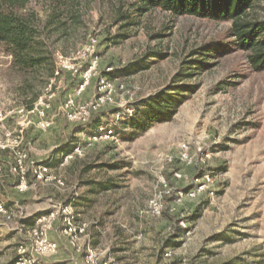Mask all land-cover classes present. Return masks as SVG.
<instances>
[{
    "label": "rangeland",
    "instance_id": "obj_1",
    "mask_svg": "<svg viewBox=\"0 0 264 264\" xmlns=\"http://www.w3.org/2000/svg\"><path fill=\"white\" fill-rule=\"evenodd\" d=\"M136 4L83 0L81 22L70 25V36L60 44L61 55L73 60L89 39L98 42L97 75L76 97V106L96 100L104 77L125 85L128 92L117 91L115 104L92 112L88 122H71L62 107L81 74L66 72L48 112L54 125L41 131L32 114V124L20 134V119L13 116L0 122V141L6 142L8 133L21 135L19 148L29 154L30 163H47L66 184L65 189L34 187L51 196L45 200L46 212L38 216L73 204L80 222L88 225L89 244L94 247L90 232L98 233L94 248L117 264H264V72L254 71L248 53L234 46L213 50L232 40L230 22L177 17L160 9L139 11ZM256 11L264 19V0L258 1ZM10 60L0 51L3 112L19 105L12 92ZM132 63L148 67L129 74L125 70ZM185 87L194 90L183 92ZM158 93L184 95L172 120L155 123L144 134L123 128L122 121L115 123V112L131 109L134 114ZM98 117L114 122L115 138L91 142L80 133ZM183 144L189 147L192 163L180 159ZM75 145L81 146L82 155L65 163L59 149ZM0 158L8 170L13 152L0 149ZM8 178L13 176L7 172L0 179V202L6 205L8 198L33 193V187L26 192L9 188ZM100 182L113 188L92 193ZM84 196L91 201L85 202V210L76 205ZM15 208L9 212L12 220L0 215V264H14L21 245L32 252L29 231L37 219ZM61 229L62 221H56L50 239L69 256ZM59 254L41 258L38 264H59ZM75 257L81 255L74 252Z\"/></svg>",
    "mask_w": 264,
    "mask_h": 264
},
{
    "label": "trees",
    "instance_id": "obj_2",
    "mask_svg": "<svg viewBox=\"0 0 264 264\" xmlns=\"http://www.w3.org/2000/svg\"><path fill=\"white\" fill-rule=\"evenodd\" d=\"M82 1L0 0V51L11 59L9 73L15 85L12 92L18 107L32 111L51 80L55 79L57 54L64 51L60 44L70 36V25L81 22L78 13ZM258 1L137 0L133 6L139 11L160 9L177 17L197 16L230 22L228 36L232 40L226 45H217L213 50H228L234 46L248 53L247 60L254 71L264 72V19H260L256 11ZM147 67L132 63L125 71L138 73ZM80 82L81 79L78 85ZM193 90L192 87H185L182 91ZM183 96L182 93H158L149 97L136 108L132 118L122 121L123 128L131 129L134 134H144L155 123L172 120L184 102ZM102 123L101 117L93 118L80 133L92 134ZM74 148L64 146L59 152L66 156ZM101 187L109 190L112 185L106 182L101 183Z\"/></svg>",
    "mask_w": 264,
    "mask_h": 264
},
{
    "label": "built area",
    "instance_id": "obj_3",
    "mask_svg": "<svg viewBox=\"0 0 264 264\" xmlns=\"http://www.w3.org/2000/svg\"><path fill=\"white\" fill-rule=\"evenodd\" d=\"M97 40L91 38L83 45L73 60H69L57 54V71L55 79H52L50 85L45 91V94L39 98L34 105L32 111H27L24 107H16L8 112L0 111V122L7 118L17 116L19 133L21 134L26 126L32 124L29 116L34 114L36 116V126L41 131H48L53 125L54 121L48 117V112L51 109L52 99L54 98L58 83L64 73L69 72L73 74H81V84H79L75 92L69 95L63 105L62 109L65 116L71 122H88L91 118V113L98 111L104 106L114 105L116 102V93L120 91L127 93L125 85H117L111 82L107 77L101 78L99 83V94L95 101L90 105L76 106V97L81 96L88 86L91 84V79L97 75L99 56L97 55ZM74 62V63H72ZM86 62V67L82 65ZM112 68L108 69L111 71ZM116 117L115 123L123 120H128L133 116V110L125 109V111H117L113 114ZM84 136L88 137L91 142H98L102 139H110L116 137L114 129V122H104L100 124L92 134L82 132ZM8 140L6 142L0 141V149L10 150L13 152L14 161L9 167L11 176L17 179V188L21 192L30 190L34 183H40L47 186H55L58 189H65L66 184L53 173V170L47 163L29 161V154L26 151L20 150L19 146L22 142L21 135L6 134ZM180 154L181 161L185 163H192L193 158L190 156L189 147L183 144ZM83 150L81 146H77L73 151L66 155L65 163L76 156H81ZM209 158V155H206ZM6 169L0 164V179L6 174ZM175 177L181 179L180 174H175ZM207 182L211 179L208 175L205 176ZM204 185L199 190L203 189ZM2 188L0 185V198L2 196ZM191 197H196L193 191L188 193ZM0 215L7 220H12V215L6 208L4 202H0ZM81 216L77 208L73 204L60 205L54 207L51 213L37 218L35 225L30 229L32 244L29 252L24 245L19 247L18 258L14 264H38L41 258H52L60 253L59 243L50 239L49 232L52 230L56 221H62V229L60 234L67 240L68 245L74 250L75 254L84 256V264H117L112 259H107L99 252L98 249L92 247L89 243V233L87 232L88 225L80 222ZM169 256L168 254L166 255Z\"/></svg>",
    "mask_w": 264,
    "mask_h": 264
},
{
    "label": "crops",
    "instance_id": "obj_4",
    "mask_svg": "<svg viewBox=\"0 0 264 264\" xmlns=\"http://www.w3.org/2000/svg\"><path fill=\"white\" fill-rule=\"evenodd\" d=\"M7 172L9 173V169L6 171V173ZM17 182L18 181H17V179L15 177L8 178L6 185H8L9 188L13 187L14 189H17ZM101 183H106V182L98 183L97 184V191H91V192L92 193L94 192V194L101 195V193L110 191L113 188V187H111L109 190H104L101 187ZM42 185L43 184H40V183H34L33 189H32L33 193H31L29 195H26L25 197H22L20 199L13 200V199L8 198L7 199L8 202L6 201L7 202V204H6L7 210L10 212L13 209H17L15 207H18V209H23L24 208L27 211V213H28L27 214L28 217H31V218H34L37 215L45 213L46 212V203H45L46 201L45 200L49 199L51 196L49 194L45 193V192H42V191L36 192V190L34 188L35 186H42ZM80 200L82 202L77 201L76 205H77L78 208L82 207V209L85 210L84 208L88 207L87 203L90 200L88 199V197H85V196L82 197ZM85 202H87V203H85ZM90 233H91L93 246L94 247H98L99 234L98 233H93V232H90ZM61 236H62V234H61ZM63 239H65V238L63 237ZM54 240H56V239H54ZM66 241L67 240L65 239V242ZM67 245H68V243L66 242V246ZM59 246H61V248H62V245H60V243H59ZM61 248H60V254L58 256L59 260L56 261L57 263H59V264L60 263H63V264H84V256L77 257V258L75 257L74 259L72 258L74 252H72L73 250L69 249V248H71L69 245L66 247V250L70 252L69 256H65L66 255L65 252Z\"/></svg>",
    "mask_w": 264,
    "mask_h": 264
}]
</instances>
